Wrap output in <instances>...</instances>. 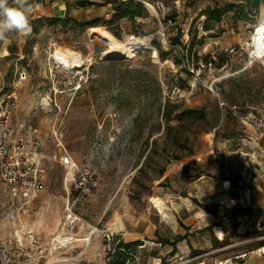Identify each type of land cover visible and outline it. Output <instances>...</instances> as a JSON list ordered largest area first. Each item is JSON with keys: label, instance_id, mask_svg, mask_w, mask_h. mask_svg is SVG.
I'll list each match as a JSON object with an SVG mask.
<instances>
[{"label": "rangeland", "instance_id": "1", "mask_svg": "<svg viewBox=\"0 0 264 264\" xmlns=\"http://www.w3.org/2000/svg\"><path fill=\"white\" fill-rule=\"evenodd\" d=\"M76 1L27 0L24 7L29 24L40 16L84 21L112 17V5L107 6L110 0H88L97 4L84 7L75 6ZM139 1L146 7L145 17L134 22L120 20L116 32L100 25L121 42L145 38L147 44L132 57L103 59L108 44L93 35L91 27L79 30L45 24L39 32L32 28L28 33L12 31L0 40V93H14L17 119L33 114L32 121L41 126L48 145L56 139L52 128H59L74 160L83 172L94 173L98 182L75 206L96 228L90 245L78 242L56 258L79 254L76 264H113L117 246L106 237L111 233L122 241L135 237L161 240L165 232L174 240L182 236L181 254L164 256L160 264H215L237 251L257 253L264 246V226L243 228L232 199L244 176L237 167L247 168L249 177L257 176L255 165L264 160V136L255 129L257 119L244 123L240 118L249 112L256 118L262 114L264 56L253 57L250 38L264 21V0L252 22L237 21L228 13L215 24L213 35L201 26L205 18L201 13L207 6H215L213 0ZM215 1L225 5L234 0ZM8 3L19 6L16 0ZM168 17L172 20L165 23L163 19ZM191 29L192 35L197 34L193 46ZM179 30L184 33L182 44H174L170 38ZM155 43L167 53L165 59ZM232 47L235 52H230ZM57 50L82 58V71L58 67ZM207 53L216 61L226 53L228 63L221 68L206 63L203 56ZM21 71L27 73V79L21 80ZM50 92L58 107L44 112L36 106ZM167 100L176 105L179 119L167 122L163 117ZM190 109L203 110L205 119H194L196 114L190 116ZM232 139L236 140L232 143ZM72 178L60 162L49 164L48 187L24 217L44 237L56 230L68 200L79 194ZM3 198L0 187V206ZM215 223L227 231L223 240L211 229ZM176 231L183 234L176 235ZM83 232L86 239L90 229ZM142 247L139 264H148ZM192 254L199 259L185 263Z\"/></svg>", "mask_w": 264, "mask_h": 264}, {"label": "built area", "instance_id": "2", "mask_svg": "<svg viewBox=\"0 0 264 264\" xmlns=\"http://www.w3.org/2000/svg\"><path fill=\"white\" fill-rule=\"evenodd\" d=\"M163 29V27L161 26ZM232 47L230 52H235ZM53 75V68L49 69ZM21 80L27 79V73L21 71ZM37 108L44 112H52L58 103L53 93L40 97ZM223 105L224 102H221ZM233 108L237 106L233 105ZM261 116L256 118L253 112L242 115L241 120L255 122V129L264 136V103L260 105ZM17 105L14 93H0V187L4 190V203L0 206V264H76L79 254L69 259H58V255L68 253L83 241L88 245L89 239L83 234L86 228L93 233L91 226L76 210L83 193L97 187L94 173L85 171L74 160L66 148L61 132L52 128L56 137L53 145H48L39 124L32 121L33 114L27 113L23 119H17ZM55 150L53 154L51 151ZM58 161L67 170L77 190L78 196L68 200L56 230L48 237L27 224L32 205L40 201L49 181V164ZM85 234V233H84ZM111 244H116L114 233L106 234ZM81 239V240H80ZM82 253V252H81ZM131 260L140 263L141 254L131 253ZM218 264H225L219 262Z\"/></svg>", "mask_w": 264, "mask_h": 264}, {"label": "trees", "instance_id": "3", "mask_svg": "<svg viewBox=\"0 0 264 264\" xmlns=\"http://www.w3.org/2000/svg\"><path fill=\"white\" fill-rule=\"evenodd\" d=\"M215 6L209 5L207 8L202 11L201 15L204 16V21L202 22L201 26L204 31H208L209 35H213V31L215 30V24L222 21L223 17L228 14L232 13L234 15V18L239 21L244 22H252L253 20V14L256 13V11L259 9V5L263 0H234L231 3H227L225 5H220L215 0ZM112 5V17L109 19L106 18H96L91 20H79L77 18H72L70 16H64V17H57V16H40L37 17L32 23H30L31 28L33 29V32H39L42 27L45 24L56 26L61 25L63 27H74L75 29L79 30H85L87 28L92 27H99L100 25H105L108 27V29L112 32H116L118 28V23L122 19H128L131 22H134L139 17H145L147 14L146 7L143 5V3L139 0H110L108 1ZM97 4V2L94 1H88V0H77L75 2V6L77 7H84L87 5H94ZM67 7H70V3H67ZM164 18L163 21L165 23L171 21V17ZM174 21H176V18H174ZM195 22V21H194ZM36 23H39V25H36ZM259 24V23H258ZM183 31L179 30L177 35L174 37H171L170 39L174 44H182V38H183ZM190 36H191V43L190 45L193 46L197 43L196 36L192 35V29L190 30ZM203 39L205 37H202ZM199 43H202V39H200ZM156 47L159 51V55L162 59L166 58V52L158 45V43H155ZM203 60L206 63H212L216 65L217 67L221 68L224 67L228 63L227 54L222 53V55L219 56V61L214 60L211 53H207L203 56ZM181 62V60H179ZM186 72V71H185ZM188 73V72H187ZM161 87L158 85V89ZM176 107L175 104H172L171 101L167 100L164 104V110H163V117L167 122H170L173 118H180L179 114H175L174 108ZM190 116L193 117V114H196V117L194 119L203 120L206 117V113L203 110H195L190 109L189 110ZM168 128H172V125H168ZM176 159H180L181 157L177 156ZM165 169H163L164 171ZM118 243L115 245L116 247V253L114 255L113 264H127L129 260H131V251L137 245H139L138 242L133 243H124L121 238ZM182 239V236H178L175 238L174 241H172V244H176L178 241ZM164 240L166 242H170L169 239H161V241Z\"/></svg>", "mask_w": 264, "mask_h": 264}, {"label": "crops", "instance_id": "4", "mask_svg": "<svg viewBox=\"0 0 264 264\" xmlns=\"http://www.w3.org/2000/svg\"><path fill=\"white\" fill-rule=\"evenodd\" d=\"M107 6L111 7V4L107 3ZM235 140L236 139H232V143ZM239 149L241 148L239 147ZM235 151L236 150H234L233 152L235 153ZM255 168L256 169L254 171L257 173V176H251V178L247 176V168L244 169L242 165L240 167H237V169L244 173V176H242L240 180V186L235 188L236 193L234 195V198L232 199V201H234L233 205H237V207L239 208L236 211V214H238V217L241 219V226L243 228L246 227L250 229L258 225L264 226V160L263 163L259 162L257 165H255ZM210 226H214L211 227V229L213 230V232H215L216 237L218 236L219 240H223L226 236L227 231L218 227V223L212 224ZM218 228L221 232H219ZM168 234L169 233L165 232L162 236H160V238L169 239L170 242H166L164 240L161 241L157 236L156 240L152 239L151 241H144L141 237H135L134 239L132 238L128 241L123 242H138L139 245H137V247H135L131 252L141 254L139 247L143 246V255L146 263L148 262V264H160L164 256L168 255L172 258L178 257L181 254V249L183 248V243H181V241L183 240L178 241L177 244H172L174 238H171ZM175 234L182 235L183 233H181L180 231H176ZM143 241L146 243L145 245L143 244ZM245 253L248 254L247 252L243 251L240 253L239 251H237L235 253L227 254L225 255V257L217 259L215 261V264H218L221 261L225 264H252L250 263V260H252L253 258L257 260L256 264H264V246L260 248L257 253H249L248 255H246ZM197 259H199V255L192 254V256L188 258L185 263H195ZM180 264H184V262ZM196 264L201 263L198 262Z\"/></svg>", "mask_w": 264, "mask_h": 264}, {"label": "bare ground", "instance_id": "5", "mask_svg": "<svg viewBox=\"0 0 264 264\" xmlns=\"http://www.w3.org/2000/svg\"><path fill=\"white\" fill-rule=\"evenodd\" d=\"M146 4L152 12L156 13L152 4L147 3V2ZM262 25H264V21H262L256 27L255 32L250 38V44L253 47L252 48L253 57L264 56V43L256 39V37L264 35V29H262L261 27ZM90 32L96 37L100 38L101 40L107 42L108 48L102 53V55H106V56L117 55V56H124V57H132L134 56L138 47L144 46L145 44H147L146 39L142 37H138L135 39H128L126 42H121L110 31L100 26L90 28ZM155 55L158 58V55L156 52H155ZM54 57H55V62L58 65V67L66 71L74 72V73L76 71L80 73L85 63V61L82 58H80L78 55H76L73 52L66 51V50H57ZM36 225L38 226V223H36ZM47 229L48 231L53 230V228H50V227H48ZM91 234L92 233L90 232L86 239H89ZM88 245H90V241Z\"/></svg>", "mask_w": 264, "mask_h": 264}, {"label": "clouds", "instance_id": "6", "mask_svg": "<svg viewBox=\"0 0 264 264\" xmlns=\"http://www.w3.org/2000/svg\"><path fill=\"white\" fill-rule=\"evenodd\" d=\"M27 0H16L19 6H10L8 0H0V40L6 38V34L12 31L28 33L31 26L27 17V9L24 7ZM264 29V25L261 26ZM264 43V35L256 37Z\"/></svg>", "mask_w": 264, "mask_h": 264}, {"label": "water", "instance_id": "7", "mask_svg": "<svg viewBox=\"0 0 264 264\" xmlns=\"http://www.w3.org/2000/svg\"><path fill=\"white\" fill-rule=\"evenodd\" d=\"M142 47V46H140ZM138 47L137 50L140 48ZM124 56H117V55H114V56H106V55H102V58L103 59H107V60H116V59H122Z\"/></svg>", "mask_w": 264, "mask_h": 264}]
</instances>
